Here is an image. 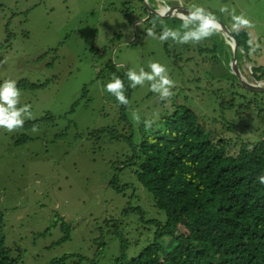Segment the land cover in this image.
<instances>
[{
	"label": "rangeland",
	"instance_id": "rangeland-1",
	"mask_svg": "<svg viewBox=\"0 0 264 264\" xmlns=\"http://www.w3.org/2000/svg\"><path fill=\"white\" fill-rule=\"evenodd\" d=\"M164 2L0 0V84L13 79L17 86L38 85L20 88L21 105H31L32 119L12 133L0 129L1 230L12 257L20 258L18 264H50L69 254L82 258L80 264H115L123 245L130 259L152 241L153 221L165 222L166 214L137 179L138 165L128 163L126 136L133 135L135 145L144 136H155L173 106L193 109L207 130L226 141H236L238 135L250 141L259 137L242 124L229 132L213 120H221L222 107L232 104L233 97L234 104L245 106L252 98L231 72L233 53L222 33L184 45L147 36L149 29L159 36L164 27L181 28L182 19L160 17L149 9ZM166 3L188 11L202 6L231 33L230 13L252 20V38L262 47L247 56L238 46L237 63L249 82H259L252 65L264 74V0ZM225 6L228 12L221 13ZM153 61L165 65L176 83L170 103L147 83L129 87L125 73L150 71ZM227 69L230 80L224 78ZM114 75L124 80L126 107L104 90ZM234 108L226 109L224 123L239 122ZM145 120L152 121L148 130ZM160 242L170 244L167 237Z\"/></svg>",
	"mask_w": 264,
	"mask_h": 264
},
{
	"label": "trees",
	"instance_id": "trees-1",
	"mask_svg": "<svg viewBox=\"0 0 264 264\" xmlns=\"http://www.w3.org/2000/svg\"><path fill=\"white\" fill-rule=\"evenodd\" d=\"M232 36L248 56V33L242 30ZM226 71L224 78L230 80L228 76H233ZM261 71L252 65L257 81L264 78ZM37 86L20 82L17 87ZM250 97L247 106L234 104L233 97L232 104L222 107L221 120H213L227 125L229 132L240 124L259 132L257 139L249 137L251 141L241 135L233 142L216 137L184 105L173 106L155 136H144L136 145L133 135L126 136L131 151L128 163L138 165L137 179L151 192L155 206L165 212L166 221H153V239L137 256L128 259L123 245L115 264H264V184L258 179L264 175V97L253 92ZM235 106L239 122L224 123L226 109ZM253 121H258L256 128L251 127ZM1 223L0 264H18L20 258L12 257ZM163 237L169 238L167 247L160 242ZM77 257L65 255L50 264L82 263Z\"/></svg>",
	"mask_w": 264,
	"mask_h": 264
},
{
	"label": "clouds",
	"instance_id": "clouds-1",
	"mask_svg": "<svg viewBox=\"0 0 264 264\" xmlns=\"http://www.w3.org/2000/svg\"><path fill=\"white\" fill-rule=\"evenodd\" d=\"M160 9V7L158 8ZM160 15H167L170 10L166 0L161 5ZM221 13H227L228 8L221 7ZM232 20V31L239 34L242 30L248 31L249 40L247 41L249 47V55L255 54L257 50L261 49V44L252 38L251 30L255 28L252 20L248 19L243 13L236 15L234 12L230 13ZM222 30V25L218 17L211 11L199 5H192L191 10L186 15L182 14V24L180 29H173L164 27L161 34H157L151 29L148 30L147 36L157 38L162 42L168 40L181 45L196 43L199 44L212 36L218 34ZM234 45V42H233ZM150 71H145L140 68L139 71L129 69L125 75L130 81L129 87L136 88L137 86L150 87V91L157 94L161 101L166 103L171 102L174 96L173 89L176 87L175 81L171 78L167 67L160 62H150L148 65ZM264 85V81L258 82ZM104 90L110 95L114 96L116 101L122 106H128L130 101L126 95V87L124 80L118 76L113 78L104 85ZM26 119H32L31 105H21V92L17 87V81L13 79H5L0 84V129L12 133L22 129L25 125ZM134 119L140 122V116L134 114ZM145 129L152 127V121H144ZM33 131H37L34 127ZM259 182L264 184V175H261Z\"/></svg>",
	"mask_w": 264,
	"mask_h": 264
},
{
	"label": "water",
	"instance_id": "water-1",
	"mask_svg": "<svg viewBox=\"0 0 264 264\" xmlns=\"http://www.w3.org/2000/svg\"><path fill=\"white\" fill-rule=\"evenodd\" d=\"M149 9L155 15L163 17L160 15L161 9H153V8H149ZM169 9L170 10L168 11L167 15H164V16L177 17V18L182 19V14L186 15L188 12V10L184 8H176V9L169 8ZM221 25H222V30L220 31V33H222L227 39V42L231 46L232 53H233V56H232L233 60L230 64L232 74H234L237 77V79L240 81V83L242 84V86H244L246 90L253 92V93H264V86H258L256 84H252L251 82H249L248 80H246L244 77L241 76L240 71L238 69V63H237L238 45L235 41V38L232 36L230 29L222 23ZM233 42H234V45H233Z\"/></svg>",
	"mask_w": 264,
	"mask_h": 264
},
{
	"label": "bare ground",
	"instance_id": "bare-ground-1",
	"mask_svg": "<svg viewBox=\"0 0 264 264\" xmlns=\"http://www.w3.org/2000/svg\"><path fill=\"white\" fill-rule=\"evenodd\" d=\"M159 1H160V0H159ZM160 8H161V5H160ZM161 10H162V9H161ZM240 74H241V76L244 77L246 80L249 79L248 76H244L242 73H240ZM248 81H250V80H248ZM254 83H257L256 85H258V86H263V85L259 84L258 82H254Z\"/></svg>",
	"mask_w": 264,
	"mask_h": 264
}]
</instances>
